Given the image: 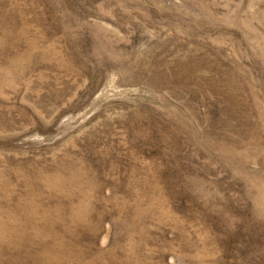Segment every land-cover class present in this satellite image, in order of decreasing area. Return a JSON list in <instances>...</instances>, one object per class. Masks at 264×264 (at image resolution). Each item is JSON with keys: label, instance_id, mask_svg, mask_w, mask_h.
I'll use <instances>...</instances> for the list:
<instances>
[{"label": "rangeland", "instance_id": "rangeland-1", "mask_svg": "<svg viewBox=\"0 0 264 264\" xmlns=\"http://www.w3.org/2000/svg\"><path fill=\"white\" fill-rule=\"evenodd\" d=\"M0 264H264V0H0Z\"/></svg>", "mask_w": 264, "mask_h": 264}]
</instances>
